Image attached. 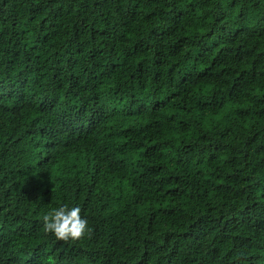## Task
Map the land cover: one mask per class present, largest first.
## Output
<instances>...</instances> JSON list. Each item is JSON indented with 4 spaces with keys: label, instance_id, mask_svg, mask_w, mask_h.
<instances>
[{
    "label": "trees",
    "instance_id": "trees-1",
    "mask_svg": "<svg viewBox=\"0 0 264 264\" xmlns=\"http://www.w3.org/2000/svg\"><path fill=\"white\" fill-rule=\"evenodd\" d=\"M0 264H264V0H0Z\"/></svg>",
    "mask_w": 264,
    "mask_h": 264
},
{
    "label": "clouds",
    "instance_id": "clouds-1",
    "mask_svg": "<svg viewBox=\"0 0 264 264\" xmlns=\"http://www.w3.org/2000/svg\"><path fill=\"white\" fill-rule=\"evenodd\" d=\"M42 222L44 232L56 241H77L91 231L78 205L54 207L42 217Z\"/></svg>",
    "mask_w": 264,
    "mask_h": 264
}]
</instances>
